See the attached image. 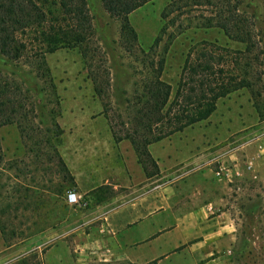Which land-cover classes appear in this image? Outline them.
I'll list each match as a JSON object with an SVG mask.
<instances>
[{
  "label": "rangeland",
  "instance_id": "374dc122",
  "mask_svg": "<svg viewBox=\"0 0 264 264\" xmlns=\"http://www.w3.org/2000/svg\"><path fill=\"white\" fill-rule=\"evenodd\" d=\"M85 3L92 40L80 50L45 55L48 76L33 60L11 61L0 55V102L7 101L0 105V123L13 115L10 125L0 126V264H131L89 255V248H78L82 242L75 234L62 233L73 208L65 204V195L74 191V152L77 156L79 146L88 149L98 141L105 145L110 138L132 140L144 160L143 153L150 156L148 147L160 142L154 140L166 125L164 121L148 129L143 119L157 64L163 61L159 80L171 88L170 103L191 49L204 43L231 53L245 49L218 29L162 19L168 0H153L129 15L133 34L108 16L102 0ZM240 3L256 42L254 52L243 61L251 65L252 87L220 99L208 119L163 139L192 140L198 144L193 146L202 147L195 156L163 169L174 177L180 168H194L178 180L185 183L200 166L212 173L227 166L230 181L214 176L215 182L194 180L188 187L201 189L209 199L222 196L218 210L229 220L231 239L219 264H264V0ZM158 38L159 46L154 47ZM143 141L149 144L143 146ZM245 151L253 154L254 170L243 158ZM90 156L85 155L87 160ZM58 158L73 183H61ZM178 206L188 210L181 207L183 202Z\"/></svg>",
  "mask_w": 264,
  "mask_h": 264
},
{
  "label": "crops",
  "instance_id": "0c3cea01",
  "mask_svg": "<svg viewBox=\"0 0 264 264\" xmlns=\"http://www.w3.org/2000/svg\"><path fill=\"white\" fill-rule=\"evenodd\" d=\"M196 143L170 138L149 146L159 171L150 178L128 140L110 138L105 145L98 141L88 149L79 146L72 178L80 203L64 221L62 233L72 232L82 242L78 248H89V255L104 261L173 264L177 257L176 264H219L231 239L229 220L218 210L222 196L209 199L201 189L188 187L194 180L215 182L214 173L200 166L182 183L170 181V170L163 169L195 156L202 148L193 146ZM250 155L245 151L243 158L252 170ZM219 186L221 195L225 194L223 185ZM180 202L188 210L181 211Z\"/></svg>",
  "mask_w": 264,
  "mask_h": 264
},
{
  "label": "trees",
  "instance_id": "16d2710c",
  "mask_svg": "<svg viewBox=\"0 0 264 264\" xmlns=\"http://www.w3.org/2000/svg\"><path fill=\"white\" fill-rule=\"evenodd\" d=\"M151 1L102 0V7L110 18L122 23L123 30L133 34L128 24L129 15ZM161 16L164 20L171 18L181 21L180 24L186 22L198 28L218 29L229 40L245 45V49L231 53L207 43L191 49L170 103L171 88L159 80L163 61L157 64L156 79L149 84V99L143 116L144 121H148V129L151 125H164L162 123L166 121L155 142L205 121L220 99L241 89H251L248 79L251 65L243 64V61L248 60L246 56L256 49L253 26L241 11L240 0H168ZM91 40V18L85 0H0V55L11 61L33 60L44 76L49 75L45 55L59 50H80L88 46ZM160 40L156 39L153 46H159ZM91 80L99 95L95 77L92 76ZM5 103L7 101L0 102V105ZM12 122L13 115H10L0 126ZM129 142L137 156L139 147L134 141ZM148 144L143 141V146ZM52 152L55 153V150L52 149ZM143 155L144 160L138 156L137 160L146 177L156 176L155 163L147 152ZM58 164L62 174L61 183H73L60 158ZM150 168L155 169L154 173L149 172Z\"/></svg>",
  "mask_w": 264,
  "mask_h": 264
},
{
  "label": "built area",
  "instance_id": "2783aa9c",
  "mask_svg": "<svg viewBox=\"0 0 264 264\" xmlns=\"http://www.w3.org/2000/svg\"><path fill=\"white\" fill-rule=\"evenodd\" d=\"M184 168V167H183ZM250 169V166H249ZM193 169H186V167L184 169L180 168L176 173H178V175H174V177L172 176V178H170V181H178L179 179H182L183 177H186L187 175H189ZM214 176L218 179V180H226V181H230V178H232V174L230 173V169L227 166L224 165H220L217 169V171H215ZM159 187V186H158ZM80 203V199L77 196V194L74 191H69L66 193L65 195V204L69 207H77Z\"/></svg>",
  "mask_w": 264,
  "mask_h": 264
}]
</instances>
